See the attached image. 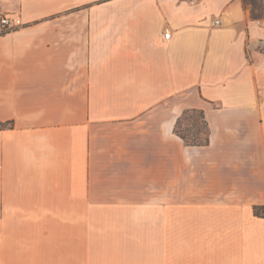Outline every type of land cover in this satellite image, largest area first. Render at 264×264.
I'll return each mask as SVG.
<instances>
[{
  "label": "crops",
  "instance_id": "crops-1",
  "mask_svg": "<svg viewBox=\"0 0 264 264\" xmlns=\"http://www.w3.org/2000/svg\"><path fill=\"white\" fill-rule=\"evenodd\" d=\"M0 14L23 22L0 35V264H264V20L243 0ZM189 109L206 147L175 134Z\"/></svg>",
  "mask_w": 264,
  "mask_h": 264
},
{
  "label": "trees",
  "instance_id": "trees-1",
  "mask_svg": "<svg viewBox=\"0 0 264 264\" xmlns=\"http://www.w3.org/2000/svg\"><path fill=\"white\" fill-rule=\"evenodd\" d=\"M4 35V34H0ZM191 114H196L200 116L205 124L204 132H202L195 123H192L189 128L185 131L181 130V125L183 121H188L191 119ZM189 117V119H188ZM190 123V122H189ZM190 125V124H189ZM14 121L3 122L0 121V131L13 129ZM175 134L180 137L187 146L189 147H205L210 144V127L206 120L205 112L198 109H189L183 112V114L178 118L175 125ZM254 213L257 217H264V207L256 206L254 208Z\"/></svg>",
  "mask_w": 264,
  "mask_h": 264
},
{
  "label": "rangeland",
  "instance_id": "rangeland-1",
  "mask_svg": "<svg viewBox=\"0 0 264 264\" xmlns=\"http://www.w3.org/2000/svg\"><path fill=\"white\" fill-rule=\"evenodd\" d=\"M243 1H244L245 5L247 6V8L251 11L253 17L255 19L259 20L258 22H260V20H264V0H243ZM3 16H5V15L0 14V19ZM7 16H11V15H7ZM11 17L20 19V17H18V16H11ZM21 23H22V25L20 27L23 26L22 20H21ZM215 24L220 25L221 24L220 20H215ZM20 27H18V28H20ZM18 28H16V29H18ZM11 31H13V30H11ZM9 32L10 31H6L5 29H0V34H7ZM177 99H178V97L175 96V100H177ZM190 116H191V119H189V117H188V119H189L188 121L182 122L181 130L185 131L187 128H189L191 126L192 123H195V125H197L199 127V129L202 132H204L205 124L203 123V120L200 118V116H198L196 114H191Z\"/></svg>",
  "mask_w": 264,
  "mask_h": 264
},
{
  "label": "built area",
  "instance_id": "built-area-1",
  "mask_svg": "<svg viewBox=\"0 0 264 264\" xmlns=\"http://www.w3.org/2000/svg\"><path fill=\"white\" fill-rule=\"evenodd\" d=\"M22 25L19 18H13L11 16H3L0 19V28L5 29L6 31L14 30ZM166 38L169 39L171 34L166 32Z\"/></svg>",
  "mask_w": 264,
  "mask_h": 264
}]
</instances>
